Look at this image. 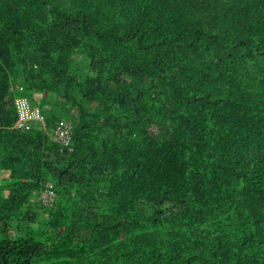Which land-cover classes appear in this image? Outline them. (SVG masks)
<instances>
[{"label":"trees","instance_id":"obj_1","mask_svg":"<svg viewBox=\"0 0 264 264\" xmlns=\"http://www.w3.org/2000/svg\"><path fill=\"white\" fill-rule=\"evenodd\" d=\"M0 264H264V0H0Z\"/></svg>","mask_w":264,"mask_h":264},{"label":"built area","instance_id":"obj_2","mask_svg":"<svg viewBox=\"0 0 264 264\" xmlns=\"http://www.w3.org/2000/svg\"><path fill=\"white\" fill-rule=\"evenodd\" d=\"M54 140L64 148H68L70 144V127L64 123L60 122L58 126L53 131ZM42 202L46 204L51 201V194L46 192L42 196Z\"/></svg>","mask_w":264,"mask_h":264},{"label":"clouds","instance_id":"obj_3","mask_svg":"<svg viewBox=\"0 0 264 264\" xmlns=\"http://www.w3.org/2000/svg\"><path fill=\"white\" fill-rule=\"evenodd\" d=\"M60 122H64V123H65V121H61V120H60V121L56 124L55 127H57L58 124H59ZM69 127H70V126H69ZM70 129H71V128H70ZM52 135H53V132H52ZM70 145H71V142H70L68 148H70ZM63 148H64V147H63ZM68 148H66V149H68ZM46 192H49V193L51 194V201H49V202H47L46 204H44V203L42 202L41 199H42V196H43ZM54 199H55V195H54V192H53V186H52L50 183H48V184H46L45 188L42 190V192H41L40 195L38 196V203H39V205L42 206V207H47V206H50V205L53 203Z\"/></svg>","mask_w":264,"mask_h":264},{"label":"rangeland","instance_id":"obj_4","mask_svg":"<svg viewBox=\"0 0 264 264\" xmlns=\"http://www.w3.org/2000/svg\"><path fill=\"white\" fill-rule=\"evenodd\" d=\"M75 53H76V52H75ZM76 54H77V53H76ZM77 58H78V57H77ZM83 70H84V69H82L81 71L84 72ZM82 72H81V73H82ZM36 101H37V100H36ZM37 102H38V101H37ZM43 109H44L45 111H48V110H49V108H48V107H45V106H43ZM27 110H28V111H32L31 108H30V104H29V108H28ZM32 201H33L34 204H39V203H38V197H37V198H36V197L33 198Z\"/></svg>","mask_w":264,"mask_h":264}]
</instances>
